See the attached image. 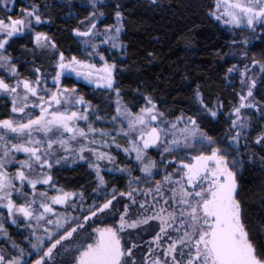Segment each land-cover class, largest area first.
I'll return each instance as SVG.
<instances>
[{
  "label": "snow or ice",
  "instance_id": "obj_1",
  "mask_svg": "<svg viewBox=\"0 0 264 264\" xmlns=\"http://www.w3.org/2000/svg\"><path fill=\"white\" fill-rule=\"evenodd\" d=\"M0 2L5 9L0 16V69L15 78L9 83L0 76V96L11 98L10 114L0 118V207L7 210L11 224L22 218L31 229L27 238L31 250L25 252L13 244L17 254L6 257L0 251V264H264V235L257 240L250 234L238 199L237 173L244 158L227 150L238 153L242 139L247 147L245 134L252 125L243 110L251 109L264 119V104L254 97L258 80L264 78V62L253 58L242 68L233 65L226 70V79L236 74L240 91L237 105L228 114L225 148L202 129L197 118H216L223 105L218 102L209 107L199 89L194 92L197 115L182 112L169 119L143 94V106L136 112L122 102L117 65L100 51V44L111 49L125 47L120 39L123 15L118 5L116 23L101 32L97 29L104 16L98 7L101 0H90L94 10L85 18L86 27L73 29L84 46L85 58L80 59L66 57L45 33L35 32V25L45 22L39 5L21 9V16L13 18L9 0ZM213 8L209 15L233 28L254 32L264 27V0H215ZM80 24L84 26L85 21ZM25 36H33L42 54L53 53L52 87L39 67L33 68L35 79L20 76L9 49ZM98 37H102L100 44L95 42ZM239 43L247 46L249 38ZM243 55L247 59L248 53ZM94 57L99 58V66L92 62ZM73 75L95 89L115 94L112 131L94 126L105 119L99 115V106L86 101L75 87L63 84L65 77ZM118 135L127 140L128 147L122 151L129 157L134 153L135 171L141 175L115 166L111 149H121L116 143ZM254 143L264 147V128ZM20 153L24 159L18 158ZM85 153L93 158L87 166L96 177L91 200H85L82 191L57 187L52 174L61 165L85 161ZM101 162L107 172L127 174L125 190L110 188ZM38 185L48 187L38 190ZM55 206H61L62 212ZM153 224L156 230L145 240L146 229ZM85 229L82 243L71 250L64 247ZM0 234L7 235L3 222ZM61 249L71 251L70 261H57ZM34 254L37 258L32 259Z\"/></svg>",
  "mask_w": 264,
  "mask_h": 264
},
{
  "label": "trees",
  "instance_id": "obj_2",
  "mask_svg": "<svg viewBox=\"0 0 264 264\" xmlns=\"http://www.w3.org/2000/svg\"><path fill=\"white\" fill-rule=\"evenodd\" d=\"M214 1L156 0V3H152L151 0H101L98 7L104 12V16L99 18L97 29L116 23L115 11L118 5L123 15L120 39L125 47L121 54L116 52L119 55L113 56V61L117 64L116 79L124 104L133 109L143 106V94L150 96L169 119L182 112L185 115H197L198 105L194 92L199 89L209 107H214L218 102L223 105L216 118L197 117L202 129L221 141L229 137L228 114L237 105L236 93L240 91L236 74L226 79V70L233 65L242 68L245 63L250 64L253 58L264 62V27H257L254 35H251L252 42L249 40L248 45L242 47L239 41L250 35V30L229 28L214 20L209 15ZM2 4L0 2V16L5 11ZM34 5H39L41 19L45 21L35 29L46 30L57 50L66 57L75 55L83 58L84 46L79 42L80 38L74 35L73 29L80 27L83 30L86 27L85 18L94 10L90 0H14L9 5L10 14L13 18L20 17L21 9L30 10ZM80 21H85V25L81 26ZM30 37L27 36L30 42L26 36L18 39L9 49L11 56L22 67V71H25L24 75H28V70H31L29 66L36 64L45 73L49 72L45 75L46 78H51L54 71L50 68L47 71L46 64L52 59H44L45 53H36L33 38ZM234 40L237 43L234 44ZM106 47L108 45L100 48L102 54ZM244 52L248 53L247 59L244 58ZM254 96L264 104V78L258 80ZM2 106L5 112L1 116H8L10 105L5 103ZM246 115L250 117L252 125L251 131L245 134L247 147L242 139L238 153L235 151L233 155L240 154L244 158L241 170L237 173L238 199L251 229L250 234L259 240L264 235V160L261 159L264 158V147L256 148L254 140L263 128L264 119H257L251 113ZM250 152H253L254 157ZM72 174L75 177L82 175L80 185L85 188L86 198L91 199L93 194L90 183L94 176L93 179H85L86 173L76 170ZM54 176L61 188V170H55ZM104 176L110 188L115 186L121 191L125 190L128 176L117 173H105ZM69 178L65 182L76 185L78 181ZM93 182L96 185L95 179ZM71 188L63 187L65 190ZM71 190L81 189L80 186H75ZM10 220L7 212L0 215V222L7 229V235L0 237V249L6 252V257L10 255L13 244L21 245L25 252L29 250L22 240V233H19L21 220L15 225ZM155 230L154 224L149 226L143 238L150 239ZM86 232L87 229L77 234L73 240L65 242L64 247L71 250L82 243ZM60 251L57 260L65 257L67 260L66 252L63 249Z\"/></svg>",
  "mask_w": 264,
  "mask_h": 264
},
{
  "label": "rangeland",
  "instance_id": "obj_3",
  "mask_svg": "<svg viewBox=\"0 0 264 264\" xmlns=\"http://www.w3.org/2000/svg\"><path fill=\"white\" fill-rule=\"evenodd\" d=\"M214 3H215V1H214ZM3 5V4H2ZM9 5H11V0H9V3H8V8L9 9H11L10 7H9ZM215 9L213 8V10L212 11H214ZM11 13V12H10ZM9 13V14H10ZM11 15V14H10ZM213 18V17H212ZM215 20V19H214ZM44 21V20H43ZM219 23H221L222 25H225L224 24V22H223V20H221V21H218ZM42 24V23H41ZM41 24H39V25H35V28H37V27H40L41 26ZM225 26H227V27H229V28H232V26L231 25H225ZM105 29V28H104ZM104 29H100L99 31H101V32H103V30ZM84 30V29H83ZM35 32H43V33H45L47 36H48V34H47V32H46V30H39V29H35ZM254 33H255V31L253 32V31H250L249 32V34L250 35H248V36H246V37H248L249 38V40L252 42V36L251 35H254ZM49 37V36H48ZM26 38H27V36H26ZM30 38H33V36H31ZM102 39V37H98L97 39H96V43L97 44H100V40ZM27 41H29V39L27 38ZM32 41H33V43H34V38L32 39ZM30 42V41H29ZM123 44V43H122ZM34 45H35V43H34ZM103 46H106V44H100V48L101 47H103ZM105 49V53L103 54L104 56H105V58L106 59H108L109 60V62L111 63V62H114L113 61V56H115V57H117L119 54H121L122 53V51L124 50H121V49H119V48H117V49H111L109 46L108 47H106V48H104ZM89 51H91V49H89ZM35 52L36 53H40L38 50H36V46H35ZM119 53V54H117V53ZM36 53L35 54H33L32 56H35L36 55ZM53 55V53L52 52H45V55H44V59H47V60H50V59H52V58H50L51 56ZM85 57L83 56V58H81V59H84ZM13 61H14V63H16L15 62V60L13 59ZM55 60L54 59H52V61L51 62H49V64L47 63V62H45V64H46V67H47V71H48V68H50L51 70H53V65L55 64ZM92 62L93 63H97V65L99 66V64H100V62H99V58L98 57H94L93 58V60H92ZM117 65V64H116ZM16 66H17V69H18V72L20 73V76L22 77V78H29V79H35V75H34V73H33V68L34 67H39L40 69H41V73L45 76V75H48L49 74V72H44V70H43V68L42 67H40V66H37L36 64H32L31 66H29V67H31V70H28L29 72H31V74L29 73V72H27L28 73V75L27 74H25L24 75V73H25V71H22V67L19 65V64H17L16 63ZM53 74V73H52ZM257 75L259 76V73H257ZM0 76H4V78L6 79V82H9V83H13L14 82V80H15V78L14 77H11V76H9L8 75V73L4 70V69H0ZM69 78H71V81H69L68 82V84H70L71 86H74L76 89H79V91L77 90V92H78V94H80V95H82L83 97H84V99L86 100V101H90L94 106H99V109H100V111H99V115L101 116V117H103V118H105V119H102L101 121H99V122H95V127H97V128H104L106 131H112V128H111V124H110V122H111V116H113V115H115V101H116V99H117V97L115 96V94L114 93H112V92H110V91H108V92H106V91H104V90H100V89H95L94 88V86H92V85H89V84H87L85 81H83L82 79H77L74 75L73 76H71V77H69ZM48 79V81H50L51 83H52V78H47ZM66 87H71V86H68V85H65ZM86 88V89H85ZM80 90H82L86 95L84 96V94L83 93H81V91ZM91 94H92V101L90 100V96H91ZM121 95V94H120ZM89 96V97H88ZM5 96H0V101H2V104L4 105L5 103H7L8 105H10V107H11V98L10 97H5ZM255 97V96H254ZM120 98H121V96H120ZM3 99H5V100H3ZM256 99V98H255ZM122 100V99H121ZM103 102V103H102ZM260 104H262V103H260ZM141 106V105H140ZM139 106V107H140ZM139 107L138 108H131V110L133 111V112H136V111H138V109H139ZM142 107V106H141ZM244 111V113H245V115L247 114V113H251L252 114V116H256L257 117V119H260L261 118V114L260 113H256V112H254L253 110H251V109H247V110H243ZM253 113H255V114H253ZM10 114V113H9ZM247 116V115H246ZM263 128H264V124H263ZM99 139H100V137H97V141H99ZM229 140V137L228 138H225V139H223V140H221L220 142H221V145H222V147H227V141ZM116 143H118V144H120L121 145V149H116L114 146H113V148L111 149V154L113 155V156H115L116 157V162H117V164L115 165V166H120V167H127V168H129V169H133L134 171H133V175H141L138 171H135V169H136V164H135V161H134V153L131 155V157H129L127 154H125L123 151H122V149L123 148H125V147H128V143H127V140L124 138V137H122V136H117V138H116ZM255 144V143H254ZM256 145V144H255ZM256 148H263L262 146H258V145H256ZM101 150H106V149H101ZM228 151H231L232 152V154L235 152V150H233V149H227ZM262 151H264V149H262ZM150 155H151V157L153 158V159H156L158 162H159V157L157 156V154H156V152L155 151H151L150 150ZM250 155L252 156V157H254V155H253V152H250ZM17 156H18V158L19 159H24V155L22 154V153H20V154H17ZM85 156H86V160L85 161H79L78 163H84L86 166L88 165V162L91 160V159H93L92 157H90L89 155H88V153H85ZM234 156V155H233ZM66 165H69V166H73L74 164H71V162H69L68 164H66ZM114 165H107V167H115ZM59 167H61V166H59ZM101 167L102 168H104L105 169V171L102 173L103 175H105V173H108V174H111V173H117V174H121V173H119V172H107L106 171V167H105V162H101ZM158 167H160V165H159V163H158ZM87 168L93 173V176H94V179H95V181H96V177H95V173H94V170L93 169H91V168H89L88 166H87ZM15 169L14 168H12V169H10V171H14ZM123 175H126L127 176V174H123ZM157 178H159V177H157ZM48 186H42V185H38V190H44L45 188H47ZM26 188V191L27 192H29L30 193V188L28 187V186H26L25 187ZM49 194L50 195H52V194H55L53 191H50L49 192ZM14 199H15V197H14ZM20 201L18 200L17 201V203H19ZM56 207V209H57V211H61L62 212V208H61V206H55ZM0 211H1V213L2 214H5L6 212H7V210L6 209H4V208H2V207H0ZM69 215H72V213H69ZM20 220H21V230H19L20 232V234L22 233V240L25 242V244H26V248L27 249H29V250H27V251H30L31 249H30V247H29V244H28V237L30 236V232H31V229L30 228H28V227H26V223L27 222H25V221H23V219L22 218H20ZM20 236V235H19ZM0 237H4V235L3 234H0ZM19 239V238H18ZM21 240V241H22ZM19 246V245H18ZM19 247H21V248H23L21 245L19 246ZM1 248V247H0ZM65 248H66V246H65ZM15 250V251H14ZM25 250V249H24ZM0 251H2L3 253H4V255H5V253L6 252H4V250H1L0 249ZM70 253H71V251H70ZM70 253H69V251L68 252H66L65 253V256H67V260H71V258H72V255H70ZM10 255H16L17 254V251H16V249H14V248H12L11 249V251H10V253H9ZM9 255V256H10ZM64 256V257H65ZM35 258H37L36 256H35V254L33 255V257H32V259H35ZM27 259V258H26ZM65 259H66V257H65ZM58 261V260H57Z\"/></svg>",
  "mask_w": 264,
  "mask_h": 264
},
{
  "label": "flooded vegetation",
  "instance_id": "obj_4",
  "mask_svg": "<svg viewBox=\"0 0 264 264\" xmlns=\"http://www.w3.org/2000/svg\"><path fill=\"white\" fill-rule=\"evenodd\" d=\"M47 81H48V79H47ZM69 81H71V78L65 77L62 82H63L64 85L71 86L70 84H68ZM48 86L49 87H52V83L50 81H48ZM71 87H74V86H71ZM77 90L79 91V89H77ZM80 91H81V93L84 94V96L86 95L82 90H80ZM89 98L92 101V94H91V96ZM0 104H1L0 105V118H7L8 116H3V117L1 116L5 112V108L2 106L3 105L2 102ZM55 170H61V188H63V187H67V188L72 187L71 189H73V187H75V186L76 187H79L80 186V189L81 190H78L76 192H81L82 191V192H84V194H85V188H83L84 186L82 187L80 185L81 184L80 183V180L82 179V175H79L78 177H75V176H73L72 171H74V170H76V171H83V173H86V175H85L86 178L85 179H93L94 178L93 177V173L87 168V166L84 163H81V162L80 163H77V164H74L73 166L61 165V167H59L58 169H53V172H52L53 176H54ZM69 177H72L71 179H74L75 178L78 181V182H76V185L72 186V185H70V184H68V183L65 182L66 179H70ZM54 181L57 184V180L55 179V176H54ZM93 181H94V179H93ZM93 181H91V183H90L92 194H93V189L95 187L94 186L95 184H94ZM57 187H58V184H57ZM71 189L68 190V191H72ZM91 199H89V200H91ZM85 200H88L86 198V196H85Z\"/></svg>",
  "mask_w": 264,
  "mask_h": 264
}]
</instances>
